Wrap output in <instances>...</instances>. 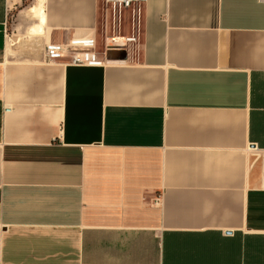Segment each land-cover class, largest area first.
Wrapping results in <instances>:
<instances>
[{
  "label": "crops",
  "instance_id": "crops-1",
  "mask_svg": "<svg viewBox=\"0 0 264 264\" xmlns=\"http://www.w3.org/2000/svg\"><path fill=\"white\" fill-rule=\"evenodd\" d=\"M102 1L0 0V264H264V0Z\"/></svg>",
  "mask_w": 264,
  "mask_h": 264
},
{
  "label": "built area",
  "instance_id": "built-area-1",
  "mask_svg": "<svg viewBox=\"0 0 264 264\" xmlns=\"http://www.w3.org/2000/svg\"><path fill=\"white\" fill-rule=\"evenodd\" d=\"M147 0H103L104 16L109 20V25L113 29L112 35H105L103 46L104 53L108 51H124L129 48V45L135 44L136 38V18L140 14V7ZM129 15L131 19L129 20ZM109 18V19H108ZM128 21L132 22V35H119V28L123 25H129ZM106 31V29H104ZM45 54L49 60H57L62 58L70 59L73 65H99L97 54L93 49H67L63 45H51L45 49Z\"/></svg>",
  "mask_w": 264,
  "mask_h": 264
},
{
  "label": "rangeland",
  "instance_id": "rangeland-1",
  "mask_svg": "<svg viewBox=\"0 0 264 264\" xmlns=\"http://www.w3.org/2000/svg\"><path fill=\"white\" fill-rule=\"evenodd\" d=\"M26 32L30 34V38H32V35L35 36V35L38 34V32L35 31V26L34 25H32V27H30V29L28 28L26 30ZM8 33H9V35L11 37L13 36L12 34H14V35L17 34L16 36H14V38L15 39H18L19 38V41H20L21 36L23 34V32H21L19 29H17V23L13 19H12V21H10V23L8 25ZM12 42H14V39H12V41H10V44ZM100 49H102V44H100Z\"/></svg>",
  "mask_w": 264,
  "mask_h": 264
},
{
  "label": "water",
  "instance_id": "water-1",
  "mask_svg": "<svg viewBox=\"0 0 264 264\" xmlns=\"http://www.w3.org/2000/svg\"><path fill=\"white\" fill-rule=\"evenodd\" d=\"M117 55H123V58L125 56V53L124 52H117V51H109L107 54H106V59L107 60H114L116 58Z\"/></svg>",
  "mask_w": 264,
  "mask_h": 264
}]
</instances>
